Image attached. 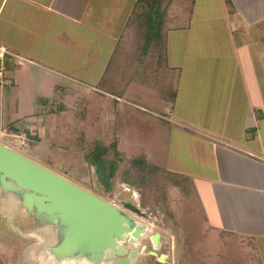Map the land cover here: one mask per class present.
Masks as SVG:
<instances>
[{
	"label": "rangeland",
	"instance_id": "obj_1",
	"mask_svg": "<svg viewBox=\"0 0 264 264\" xmlns=\"http://www.w3.org/2000/svg\"><path fill=\"white\" fill-rule=\"evenodd\" d=\"M147 1L154 6L156 14L130 18L128 27L132 29V37L115 39L99 33L108 36L111 42L103 36L89 41L83 35L89 29L82 21L84 30L76 34L75 29L73 39L63 41L61 35L54 46L50 42L57 33H49L52 39L49 37L47 46L42 41L37 47H21L17 53L23 56L10 60L14 62L10 70L6 65L9 60L4 62L5 71H0V141L115 202L168 235L170 243L166 241L158 251V254L170 253L165 264H264V249L259 250L248 236L239 232L240 227L246 229L242 212L232 224H226L228 206L220 200L214 185L209 179L185 174L186 141L181 151L171 147L170 106L182 67V76L192 77L187 80L191 85L189 90H196V82H206L212 89L204 90L207 92L202 100H228V107L232 97H237L232 83H228L233 75L237 76L233 68L239 67L241 76L247 78L248 65L244 67L241 57L234 55L237 43L230 37L233 28L228 27L229 39L225 40L212 32L209 43L198 32L193 40L196 46L191 49L187 41L189 48L184 51L183 40H160L155 29L160 26V20L163 23L170 13L173 15L177 5H182V16L178 19L187 18L192 0ZM185 1L187 6H183ZM216 10H210L212 13L208 15H215ZM219 10L221 17L233 27L232 7L219 6ZM64 28L65 23L59 31L68 33ZM152 29L154 33L150 32ZM16 42L23 45L26 41ZM95 42L98 45L93 49ZM171 47L175 49L174 59L178 51L184 52L180 53L182 62L177 70L168 65ZM227 48L233 52L229 58L235 60L230 65L223 64L230 51L227 53ZM207 60L210 71L200 72ZM5 79L7 85L13 87L15 82L19 88L7 87ZM247 84L245 81L244 85ZM245 90L248 92L247 87ZM200 114L208 115L207 122L187 123L184 128L199 134L201 130L213 129L211 112L204 108ZM173 121L177 122L174 118ZM11 125L21 131L13 133ZM99 144L109 148L105 165L113 155L122 158L110 189L106 183L112 165H106L103 181L96 170L97 164H101L99 158L93 159L96 163L93 166L87 157ZM116 147L117 152L113 150ZM137 156H144L150 167L131 166ZM131 205L140 212L131 210ZM6 246V241L0 240V264H16L14 249ZM138 264L161 263L156 257H148Z\"/></svg>",
	"mask_w": 264,
	"mask_h": 264
},
{
	"label": "crops",
	"instance_id": "obj_2",
	"mask_svg": "<svg viewBox=\"0 0 264 264\" xmlns=\"http://www.w3.org/2000/svg\"><path fill=\"white\" fill-rule=\"evenodd\" d=\"M184 5L187 6L186 1ZM219 6L232 7L234 18L230 20L233 27L221 17ZM181 8L182 5H177L173 15L170 13L163 23L160 20V26L155 29L156 38L177 42L183 40L181 47L186 51L188 42L191 49L196 46L193 40L198 32L202 40L209 43L212 32L217 34L218 39L225 40L229 39L228 27L233 28L230 37L237 43L234 55L241 57L244 67L248 65V76L243 78L239 67L231 69L237 72V76L233 75L232 81L228 83H232L233 93L237 97H232L233 102L228 107V100H202L203 93L207 92L204 90L210 88L206 82H196V90H189L191 85H188L187 80L192 77L187 79L185 74L182 76V67L170 106L173 122L169 130L173 137L171 147L181 151L186 141L183 163L185 174L209 179L215 192L220 193V200L228 206L226 211L229 219H226V224H232L242 212L246 229L240 227V234L248 236L259 250L264 249V0H192L187 18L178 19L182 16ZM212 9H217L216 14L209 16ZM147 13L153 17L156 14L154 6L147 0H0V46L14 55L23 56L17 53L21 47H37V43L42 41L47 46L50 42L49 33H57L54 39L50 37V43L56 46V39H60L61 35L64 41L73 39L75 33H82L84 24L89 31L83 32V35L88 36L89 41L103 36L110 43L108 36L99 33L115 39L129 38V35L132 37L129 19L134 20L137 15ZM64 23V29L68 31L65 34L59 31ZM49 28L56 30L51 32ZM150 32L154 33V29ZM22 40L26 41L23 45L16 42ZM97 45L95 42L93 49ZM183 50L178 52L183 54ZM228 50L230 48H227V53ZM174 51V48H169L167 61L171 68L177 70L182 55L178 53L174 59ZM230 51L224 65L235 63L229 58L233 55ZM14 59L8 57L4 61L9 60L6 62L9 70L14 63L10 60ZM205 63L206 66L200 72L210 71L208 60ZM245 81L247 85H244ZM4 84L9 88H19L15 87V82L13 87L7 85L6 79ZM223 86L226 87L225 84ZM204 108L211 112L213 129L201 130V134L192 129L186 130L184 127L187 123L196 125L198 121L207 122L208 115L200 114Z\"/></svg>",
	"mask_w": 264,
	"mask_h": 264
},
{
	"label": "water",
	"instance_id": "obj_3",
	"mask_svg": "<svg viewBox=\"0 0 264 264\" xmlns=\"http://www.w3.org/2000/svg\"><path fill=\"white\" fill-rule=\"evenodd\" d=\"M0 240L16 264H138L168 235L0 141ZM12 249V250H13Z\"/></svg>",
	"mask_w": 264,
	"mask_h": 264
},
{
	"label": "trees",
	"instance_id": "obj_4",
	"mask_svg": "<svg viewBox=\"0 0 264 264\" xmlns=\"http://www.w3.org/2000/svg\"><path fill=\"white\" fill-rule=\"evenodd\" d=\"M173 98H174V96H172V100H173ZM10 127H12V131H14L13 133H16V132H20L21 131V129L17 128L15 125H11ZM26 131H27L26 133L29 134V130H26ZM113 147L115 148V144L113 145ZM108 149H109L108 147L103 146L102 144L101 145L99 144L98 146H96L95 151L87 154V157H88V161L93 166L96 165L95 160H93V159L94 158H99V161L101 162V164H97L96 170H97V173L100 176L101 180H103V181L105 180L104 176H106L105 175L106 165H108V163L110 165H112V167H111L112 170L110 171V177H108V182L106 183L107 188L110 189L112 187V179L116 175L117 169H118L120 163L122 162V158H120L117 155H113L111 157V160H109V162H107L106 165H105L104 164L105 163V160L108 159L109 158V155H110ZM113 150L115 152L118 151L117 147H116V150L115 149H113ZM130 164H131V166L136 167V168L138 166H140L141 169H148L150 167L148 160H146V158L144 156H137L136 158H134L131 161ZM108 167H109V165H108ZM128 170L129 169H127V171ZM123 178H124V180H127V177L126 176H124ZM130 209L133 210V211H135V212H140V210L137 207H134L132 205H131V208Z\"/></svg>",
	"mask_w": 264,
	"mask_h": 264
},
{
	"label": "built area",
	"instance_id": "obj_5",
	"mask_svg": "<svg viewBox=\"0 0 264 264\" xmlns=\"http://www.w3.org/2000/svg\"><path fill=\"white\" fill-rule=\"evenodd\" d=\"M4 57H6V58H8V57L15 58V57H19V56L18 55H14L13 53L9 52L4 46H0V60H1L0 71H3V70L5 71V63L3 61ZM0 73H2V72H0ZM1 80L2 79L0 77V81Z\"/></svg>",
	"mask_w": 264,
	"mask_h": 264
}]
</instances>
